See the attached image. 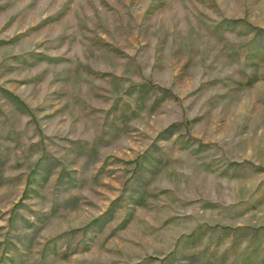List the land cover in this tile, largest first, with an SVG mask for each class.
I'll return each instance as SVG.
<instances>
[{"label": "rangeland", "instance_id": "374dc122", "mask_svg": "<svg viewBox=\"0 0 264 264\" xmlns=\"http://www.w3.org/2000/svg\"><path fill=\"white\" fill-rule=\"evenodd\" d=\"M0 264H264V0H0Z\"/></svg>", "mask_w": 264, "mask_h": 264}]
</instances>
